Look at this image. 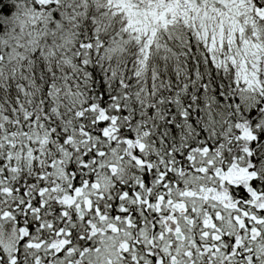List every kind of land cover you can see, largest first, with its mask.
<instances>
[{
    "label": "snow or ice",
    "instance_id": "snow-or-ice-1",
    "mask_svg": "<svg viewBox=\"0 0 264 264\" xmlns=\"http://www.w3.org/2000/svg\"><path fill=\"white\" fill-rule=\"evenodd\" d=\"M0 264H264V0H0Z\"/></svg>",
    "mask_w": 264,
    "mask_h": 264
}]
</instances>
